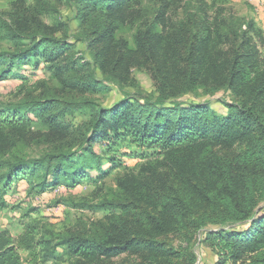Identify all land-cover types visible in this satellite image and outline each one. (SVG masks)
Here are the masks:
<instances>
[{
  "label": "trees",
  "instance_id": "trees-1",
  "mask_svg": "<svg viewBox=\"0 0 264 264\" xmlns=\"http://www.w3.org/2000/svg\"><path fill=\"white\" fill-rule=\"evenodd\" d=\"M137 1L78 0L74 20L85 26L89 20L94 22L89 35H97L99 43H106L95 55L104 56L99 69L105 72L112 62L105 80L116 86L121 83L114 74L118 68L132 64L130 55L141 56L144 61L139 64L145 67L156 57L157 43L163 37L165 53L158 54L159 58L175 50L184 71L175 78L163 75L159 83L156 79V96L126 97L104 110L47 96L26 103L23 109L1 107L0 131L9 126L24 130L33 114L41 119L48 133L63 136L55 138L60 145L58 151L32 161L12 153L11 148L0 147V193L21 174L31 179L39 176L38 186L42 188L48 179L54 185L74 187L90 171L100 173L105 156L98 155L93 147L100 140L107 144V153L115 146L133 148L145 161L136 174L119 179L116 196L101 203L102 208L117 210L120 215L101 225L100 235L66 236L57 245L63 249L60 254L54 246L40 262L37 255L29 253L26 263L46 264L50 259V264L73 259L95 262L133 250L145 253L146 264H184L186 260L193 264L195 257L188 254V248L198 233L209 227H229L207 234L213 254L218 249L215 257L219 264L228 259L234 264H264V67L258 51L238 20L214 18L215 22L205 28H199L195 20L186 31L167 30L165 26L163 34L151 25L135 37L136 51L126 48L125 62L126 54L113 49L112 24L116 19L123 22L124 13ZM97 9L103 11L102 15H97ZM0 32L13 49L12 53L0 55V83L19 64L33 63L38 68L39 59L56 62L66 50L53 31L41 25L33 14L26 18L11 16L8 24L1 22ZM94 40L93 37L90 43ZM60 65L62 73L72 70L75 63H54V67ZM91 74L87 85L95 82ZM80 82L81 78L73 74L63 81L71 87ZM198 90L209 96L228 92L234 100L218 99L221 111L211 102L178 101ZM83 106L90 109L88 121L77 129L64 127L65 115ZM68 138L77 141L75 151L72 145H62ZM114 161L108 159L111 164ZM3 207L4 203H0V209ZM3 241L0 264H23L16 255L14 240L7 237Z\"/></svg>",
  "mask_w": 264,
  "mask_h": 264
},
{
  "label": "rangeland",
  "instance_id": "rangeland-1",
  "mask_svg": "<svg viewBox=\"0 0 264 264\" xmlns=\"http://www.w3.org/2000/svg\"><path fill=\"white\" fill-rule=\"evenodd\" d=\"M76 1L78 0H0V24H8L11 16L26 18L33 14L41 25L53 31L55 38L66 46L63 55L56 62L41 58L38 68L29 63L19 64L11 69V76L0 83V110L4 106L10 109L19 106L23 109L26 103L38 101L45 96L67 102L88 103L94 105V109H109L126 97L149 99L156 96V79L159 83L163 75L175 78V75H180L181 70L184 71L178 56L174 54L175 50L159 58L162 51L165 53L163 37L160 36L157 43L158 53L145 67L139 64L144 61L143 58L133 53L130 55L132 64L118 68L114 74L121 83L119 86L105 80L113 63L109 62L107 70L102 72L99 63L104 56L95 55L106 43H99L97 35H89L93 21L89 20L85 26L83 22L74 20ZM95 12L97 15L98 12L101 15L103 13L101 9ZM227 17L238 20L241 30L248 31L247 35L254 43L264 67V0H138L124 13L123 22L121 19L113 22V49L126 54L124 61L127 62L126 48L136 51L135 37L139 33H145L151 25L157 33L163 34L165 26L167 30L186 31L192 27L193 20L198 21L199 28H205L208 23L215 22L214 18L221 21ZM248 24L250 28H247ZM216 25L220 26L217 22ZM108 26V23L105 24V28ZM193 31H196L194 26ZM93 37L96 40L91 44ZM12 51L11 44L3 39L0 32V55ZM72 62L75 65L67 72L61 73L63 65L54 67V63ZM95 62L97 64L94 67L92 64ZM86 63L89 65L84 67ZM71 74L81 78V82L75 87L63 83ZM90 74L95 76V82L87 85L85 83ZM218 99L234 100L228 92L209 96L198 90L180 97L178 101L185 104L211 102L213 107L221 111L217 104ZM89 114L88 106L72 110L64 117V127L67 126L70 130L81 127L88 121ZM30 117L32 121L24 130L9 126L0 131V147L13 149L10 150L12 153L14 151L26 161L37 160L48 152L58 151L60 145H57L55 138L63 136L61 133H48L38 116L30 114ZM72 138L66 139L62 145H72V151H75L77 141H72ZM106 145L102 140L93 144L95 152L105 156L100 173L90 171L88 177L77 182L74 187L63 183L54 185L48 179L46 187L42 188L38 186L39 176L31 179L28 174H21L13 178L10 186L0 193V203H4V207L0 209V244L7 237L13 239L16 255L22 259L23 264H29L26 263L29 253L37 255L38 262L42 261L45 253L54 246L60 254L63 249L57 245L66 236L88 238L95 234L100 235L101 225L120 215L119 211L102 208L100 205L106 199L116 196L121 177L136 174L145 161L141 160V153L133 148L115 146L113 151L107 153ZM110 158L115 160L114 164L108 162ZM228 228L209 227L198 233L188 248V254L195 257L193 264H219L220 260L215 257L218 249L213 254V247L206 240L207 234ZM46 244L49 245L48 248ZM174 244L178 245V242ZM25 245H35L36 248L28 249ZM144 258L145 253L123 250L108 259L95 262L73 259L62 264H146ZM51 262L50 259L46 264ZM184 264H188L187 260ZM224 264L234 263L228 259Z\"/></svg>",
  "mask_w": 264,
  "mask_h": 264
}]
</instances>
